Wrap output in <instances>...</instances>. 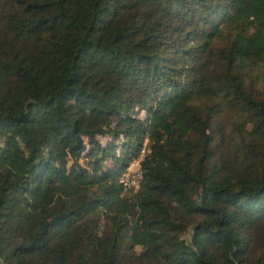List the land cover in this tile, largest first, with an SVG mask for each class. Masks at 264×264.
I'll return each mask as SVG.
<instances>
[{
  "label": "trees",
  "instance_id": "obj_1",
  "mask_svg": "<svg viewBox=\"0 0 264 264\" xmlns=\"http://www.w3.org/2000/svg\"><path fill=\"white\" fill-rule=\"evenodd\" d=\"M0 264H264V0H0Z\"/></svg>",
  "mask_w": 264,
  "mask_h": 264
},
{
  "label": "built area",
  "instance_id": "obj_2",
  "mask_svg": "<svg viewBox=\"0 0 264 264\" xmlns=\"http://www.w3.org/2000/svg\"><path fill=\"white\" fill-rule=\"evenodd\" d=\"M147 151L146 141L140 149L137 157L133 158L119 175V183L123 191H135L139 188L142 179L141 161Z\"/></svg>",
  "mask_w": 264,
  "mask_h": 264
}]
</instances>
